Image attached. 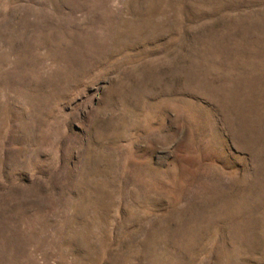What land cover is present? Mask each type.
Listing matches in <instances>:
<instances>
[{
    "label": "rangeland",
    "instance_id": "374dc122",
    "mask_svg": "<svg viewBox=\"0 0 264 264\" xmlns=\"http://www.w3.org/2000/svg\"><path fill=\"white\" fill-rule=\"evenodd\" d=\"M0 264H264V0H0Z\"/></svg>",
    "mask_w": 264,
    "mask_h": 264
}]
</instances>
